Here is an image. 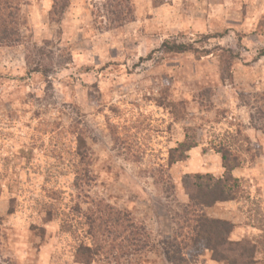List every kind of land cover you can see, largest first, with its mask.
Here are the masks:
<instances>
[{
  "label": "rangeland",
  "instance_id": "374dc122",
  "mask_svg": "<svg viewBox=\"0 0 264 264\" xmlns=\"http://www.w3.org/2000/svg\"><path fill=\"white\" fill-rule=\"evenodd\" d=\"M21 2L0 45V264H82L98 209L143 230L130 264H223L184 240L185 188L223 175L220 148L239 191L203 213L264 264V0H69L52 19L51 0Z\"/></svg>",
  "mask_w": 264,
  "mask_h": 264
},
{
  "label": "trees",
  "instance_id": "16d2710c",
  "mask_svg": "<svg viewBox=\"0 0 264 264\" xmlns=\"http://www.w3.org/2000/svg\"><path fill=\"white\" fill-rule=\"evenodd\" d=\"M52 7L49 19L56 17L69 6V0H51ZM23 5L21 0H0V45L8 46L19 40L17 27L20 24L19 9ZM55 21V20H53ZM57 21V18H56ZM162 47L168 53H184L183 46L163 44ZM264 114V110L260 113ZM196 142L185 137L177 144L176 148L170 150L168 164L172 165L187 159L188 153L195 148ZM218 153L221 156V167L223 175L215 178L209 174H195L189 178V185L186 189L188 203L184 209L189 217V232L184 240L189 242L191 247L202 246L209 251L212 261L223 264H255V247L252 243L243 240L233 242L230 234L233 225L225 221L208 219L203 213L204 208L212 207L218 203L230 202L236 199L239 191V180L233 177L232 173L240 166L236 153L230 149L220 148ZM86 178V176H83ZM78 179V176H76ZM79 213V207L77 205ZM108 211V212H107ZM107 213V215L105 213ZM95 215L88 216L85 232L89 237L91 246L79 244L75 256L82 264H89L100 256L103 259H112L115 264L118 260H124L130 264L132 256L145 249V241L142 236L143 230L134 227L130 217L120 211L111 209L93 212ZM12 214V211H9ZM45 223L53 220L54 214L51 211L45 213ZM102 215H105L103 217ZM105 218V219H103ZM68 225V224H65ZM64 225L61 226V228ZM73 225L66 228L73 229ZM140 229V228H139Z\"/></svg>",
  "mask_w": 264,
  "mask_h": 264
}]
</instances>
